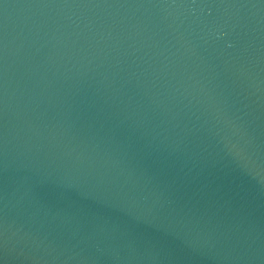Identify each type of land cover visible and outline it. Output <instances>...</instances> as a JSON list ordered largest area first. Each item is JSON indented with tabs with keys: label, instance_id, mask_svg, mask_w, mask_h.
<instances>
[{
	"label": "water",
	"instance_id": "95a60500",
	"mask_svg": "<svg viewBox=\"0 0 264 264\" xmlns=\"http://www.w3.org/2000/svg\"><path fill=\"white\" fill-rule=\"evenodd\" d=\"M0 264H264V0H0Z\"/></svg>",
	"mask_w": 264,
	"mask_h": 264
}]
</instances>
